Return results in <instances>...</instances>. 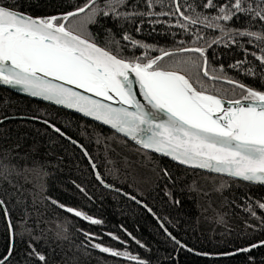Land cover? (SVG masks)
<instances>
[{
	"label": "trees",
	"instance_id": "1",
	"mask_svg": "<svg viewBox=\"0 0 264 264\" xmlns=\"http://www.w3.org/2000/svg\"><path fill=\"white\" fill-rule=\"evenodd\" d=\"M7 2L34 16H50L74 10L85 0ZM202 2L195 0L197 6ZM164 3L163 10H169L170 0H164ZM180 3L182 9L186 7L184 0ZM127 8L146 11L145 0H127ZM154 10L162 9L157 5ZM199 11L205 10L199 8ZM207 14L214 13L208 10ZM138 25L142 28L139 33L136 32ZM246 25L247 18L241 16L230 22L229 27L243 30ZM108 27L112 28L110 35L95 26L90 27L94 35L98 33L102 46L111 39L120 40L125 31L136 40L170 51H175L180 41L189 42L184 46H206L221 35L218 31L197 26L193 32L200 31L205 36V40L197 44L188 33L173 36L171 33H176L177 29L151 24L141 17L115 24L109 22ZM259 30L257 23L252 31ZM244 43L249 52L260 54L258 48L247 44L246 40ZM143 52L142 48H125L124 56ZM158 54L152 52V55ZM206 56L211 67L220 69L222 66L223 73L219 74L264 90V77L260 76L264 68H260V61L251 55L246 57L239 47L213 44L207 48ZM238 61H245L239 70L235 67ZM164 63L167 65L169 61ZM245 68L256 70L257 77L248 75ZM201 80L209 92L227 91L225 99L239 96L240 90L233 89L223 80L214 82L203 77ZM44 120L84 148L103 178V184L95 179L91 165L78 146L41 122ZM0 162L3 165L0 167V199L5 202L8 212L6 217L0 211V253H5L9 245V219L15 225L16 233L15 252L9 264H23L30 238L33 242L39 241L35 244L36 250L46 256L47 264H135L95 249L92 247L95 243L127 251L149 264H251L249 257L254 258L255 264H264V247L235 256L216 255L264 240V224L261 223L264 210L256 207L264 202V187L180 166L74 113L21 96L2 86ZM165 170L168 177L164 176ZM106 185L135 196L152 211ZM169 191L171 197L166 195ZM174 200H179V205ZM249 204L256 211V218L250 215ZM67 207L99 219L101 223L93 224L76 217L65 210ZM156 218L188 248L213 255L197 256L180 248ZM84 233L92 235L86 237ZM113 236L119 237V241ZM30 264L41 262L32 258Z\"/></svg>",
	"mask_w": 264,
	"mask_h": 264
},
{
	"label": "snow or ice",
	"instance_id": "2",
	"mask_svg": "<svg viewBox=\"0 0 264 264\" xmlns=\"http://www.w3.org/2000/svg\"><path fill=\"white\" fill-rule=\"evenodd\" d=\"M184 3L186 7L182 9L180 0H170L169 10L165 11L164 0H145L146 11L140 12L128 10L127 0H85L82 6L59 15L33 16L21 12L16 5H9L7 0H0V86L18 87L31 97L75 109L109 125L143 149L170 157L182 165L264 184V90L219 74L223 73L222 66L220 69L211 67L206 56L207 48L213 44L235 45L246 57L251 55L260 61V68H264V0H203L199 6L195 0L192 3L184 0ZM157 5L162 9L159 12L154 10ZM208 10L214 14H207ZM241 16L247 18L243 30L229 27L230 22ZM137 17L177 29L176 33H171L173 36L188 33L197 44L205 40L202 32H193L197 26L221 35L206 46H184L189 42L180 41L177 49L170 51L136 40L127 31L120 40L111 39L102 46L98 33L94 35L90 31V27L95 26L110 35L109 22L134 21ZM257 23L260 30L252 31ZM141 30L138 25L136 32ZM245 40L258 48L260 54L249 52ZM125 48H142L144 52L125 57ZM152 52L159 54L152 55ZM165 61L169 63L165 65ZM244 63L238 61L235 67L239 70ZM244 70L253 78L257 77L253 68ZM260 76L264 77V72H260ZM201 77L214 82L223 80L233 89L238 88L239 96L225 99L227 91L209 92ZM134 83L139 86L144 102L133 91ZM114 103L118 106H113ZM43 123L64 135L49 121ZM0 167H3L2 162ZM7 171L10 172V168ZM164 176H169L166 170ZM96 177L104 183L99 173ZM166 195L171 197V191ZM129 198L142 203L135 196ZM174 203L179 205L180 201L174 200ZM256 207L264 210V202ZM65 210L93 224L101 223L72 207ZM0 211L8 216L2 199ZM148 211L151 212V208ZM248 211L256 218L251 204ZM261 223L264 224V218ZM161 227L164 228L163 223ZM8 230L9 245L5 253H0V264H9L15 252V225L10 219ZM164 231L174 244L194 255H213L188 248L167 228ZM84 235L91 237L92 234ZM112 238L119 241V237ZM36 243L39 241L33 242L30 238L23 264H30L32 258L47 264L46 256L36 250ZM92 247L135 264H149L127 251H117L100 243ZM259 247H264V240L216 255L235 256ZM249 261L255 264L254 258L249 257Z\"/></svg>",
	"mask_w": 264,
	"mask_h": 264
},
{
	"label": "water",
	"instance_id": "3",
	"mask_svg": "<svg viewBox=\"0 0 264 264\" xmlns=\"http://www.w3.org/2000/svg\"><path fill=\"white\" fill-rule=\"evenodd\" d=\"M21 12H23V11H21ZM24 13H26V12H24ZM58 15H59V14H58ZM33 16H34V15H33ZM2 87L7 88V89L11 90L12 92H14V93H16V94H19V95H21V96H25V97H28V98H31V99L37 100V101H39V102H42V103L48 104V105L58 107V108H60V109H62V110H65V111H68V112L74 113V114H76V115H78V116H80V117H82V118H84V119H86V120H89V121H91V122H94V123H96V124H98V125H100V126L106 128V129H108V130H110V131H112V132L118 134L119 136L123 137L124 139H126L127 141H129L130 143H132L133 145H135V146H137V147L143 149V148H142L140 145H138L135 141L131 140V138H129V137H125V136H124L123 134H121V133H117L116 130H115V129H112L109 125H104L101 121H97V120H95L93 117H87V116H85L83 113H80V112L76 111L75 109H69V108L64 107V106H61V105H56L54 102L46 101V100H43L42 98H38V97H35V98H34V97H31L30 95H28V94H26V93H23L18 87H17V88H13V87H11V86H2ZM78 90H79V91H83L82 89H78ZM133 91L137 93V98L140 99L141 102H144V101H143V97L139 95V86H138L137 84H135V83L133 84ZM113 106H118V105H116V104L114 103ZM161 116H163V114H161ZM164 118H166V117H164ZM41 122H43V121H41ZM44 124H45V123H44ZM46 125H47L48 127H50L49 124H46ZM50 128L54 131V129H53L52 127H50ZM54 132H56V131H54ZM59 134H60V133H59ZM60 135H61V134H60ZM62 136H63L64 138H66L67 140L71 141V142H72L73 144H75L76 146H78V148L84 153L85 157L87 158L89 164L91 165V167H92V169H93V171H94V177H95V179L100 183V181H99V180L97 179V177H96V174H97L98 172L96 171L95 168H93V162L90 160L88 154H85V153H87V152L84 150V148H83L80 144H78L77 142L72 141L71 139H69L66 135H62ZM143 150H145V149H143ZM145 151L150 152V153H152V154H154V155L160 156V157H162V158L168 159V160H170L171 162H173V163H175V164H178V165H180V166L186 167V168H190V169H194V170H199V171H202V172H207V173H209V174H213V175H217V176H222V177H226V178H231V179L239 180V181L245 182V183H247V184H251V185H256V186H262V187H264V184H262V183H258V182H246V181H243V180L240 179V178L229 177V176H227L226 174H219V173H215V172H212V171H210V170H207V169H200V168H194V167H190V166L182 165V164H180L179 162L172 160L170 157L164 156V155H162V154H160V153H155L154 151H151V150H145ZM110 188H111L112 190H115L116 192H119L120 194L124 195V196L127 197V198H129V196H130L129 194H128V195H125L124 192H122V191H120V190H118V189H116V188H114V187H110ZM129 199H130V198H129ZM130 200H132V199H130ZM136 200H137V199H136ZM132 201H134V200H132ZM137 201H139V200H137ZM134 202H136V201H134ZM138 204H139L140 206H142L143 208H145L146 210H148V207H147V208L144 207V205H146L144 202H142V203H138ZM156 220H157V222L159 223V225L161 226V222H160V220L157 219V218H156ZM162 229L164 230V228H162ZM164 232H165V231H164ZM165 233H166V232H165Z\"/></svg>",
	"mask_w": 264,
	"mask_h": 264
}]
</instances>
